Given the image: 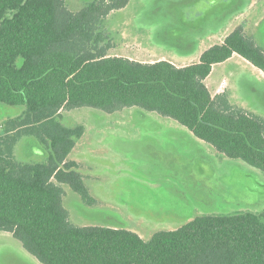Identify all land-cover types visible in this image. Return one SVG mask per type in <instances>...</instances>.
<instances>
[{"label": "trees", "instance_id": "1", "mask_svg": "<svg viewBox=\"0 0 264 264\" xmlns=\"http://www.w3.org/2000/svg\"><path fill=\"white\" fill-rule=\"evenodd\" d=\"M128 1L92 0L73 11L66 0H0V103L23 106L0 124V230L41 264H264V213L195 216L149 240L70 222L61 184L92 201L67 158L84 128L60 121L76 107L157 112L227 158L264 171V118L204 83L233 53L264 72V49L237 26L185 66L114 55L105 19ZM22 137L34 139L44 161L14 156Z\"/></svg>", "mask_w": 264, "mask_h": 264}, {"label": "rangeland", "instance_id": "2", "mask_svg": "<svg viewBox=\"0 0 264 264\" xmlns=\"http://www.w3.org/2000/svg\"><path fill=\"white\" fill-rule=\"evenodd\" d=\"M90 1L66 4L75 11ZM253 1L251 6L258 9L250 20L259 17L255 36L264 41V0H129L109 14L107 24L116 25L117 43L139 40L169 54L189 50L198 38L203 47L218 41L233 22L231 11ZM137 45L129 42L124 48ZM240 62L236 58L215 67L208 82H222L224 66L233 67L241 75L225 78L233 91L231 103L264 118V74L249 65L246 72L240 70L234 65ZM22 109L0 103V124ZM165 120L175 121L138 106L112 112L81 106L62 112V124L84 128L67 158L77 163L92 199L61 184L62 204L73 225L125 228L149 240L155 232L176 229L195 216L264 213V171L227 158L195 136L187 139L180 129L171 131ZM38 150L32 137H22L14 156L24 162L44 161L46 153ZM0 264L41 263L11 233L0 230Z\"/></svg>", "mask_w": 264, "mask_h": 264}, {"label": "crops", "instance_id": "3", "mask_svg": "<svg viewBox=\"0 0 264 264\" xmlns=\"http://www.w3.org/2000/svg\"><path fill=\"white\" fill-rule=\"evenodd\" d=\"M253 4H255L254 1L250 4H248L247 6H246V4L242 3L238 6V8H235L233 11H231L232 13H230V14H234L233 22L230 24V28L227 27L225 29L226 31L224 32L223 36L220 37V39L218 41H216L214 43H209L206 47H203L204 46V45H202L203 43L200 45V38H198L197 39L198 45L194 41L189 50H180L178 52L169 53V54L166 53V51H164V50H157L156 51L153 47H149V46H147V44H144L143 42H141L139 40L134 41L133 39H130L129 41H123L121 43L115 42V36L113 34L115 32L116 25H110L109 26L107 24L109 21L108 17H107L105 19L104 26H105L107 33L112 38V41L114 43L113 48L111 49L110 52H112V54H114V55L126 56V57L133 59V60H136V61L154 62L157 60H167L176 66H185V65L197 62L204 49H206L210 44L221 43L223 41L224 37L227 34H229L230 31H232L237 26H241L246 35L252 36L255 41L257 40L259 42V44H261L264 41L259 40L258 37L255 36V31H254V27H256L259 23V17H256V15H255V18H253V20H250L251 15L256 14L257 9H258L257 6H251ZM250 10H252V11H250ZM251 23H252V27L249 26ZM129 42H133L134 44H138L137 48L132 49V50L125 49L124 46H126V45L128 46ZM258 42H257V44H258ZM121 44H124V45L122 47H120ZM263 46H264V44H263ZM158 48L161 49L160 47H158ZM236 58L240 59V60L242 59V62H240L241 63L240 65L243 64L242 66H240L238 63H234V65H237L236 67H238L240 70H245V72H246L247 69L245 68L246 67L245 65H249V67H251V69H254V70L257 69L256 71H259L261 73V75L264 74L263 71H261L260 69H258L254 65H252L248 60L244 59L243 57H241L240 55H238L236 53H233L230 58H228L227 60H225L223 62L215 63L212 66V69H211V72L209 73V75L204 79V83L209 88L212 95L224 92L227 95L230 102L233 101V99H234L233 98V91L229 88L228 84L225 83V78L228 76V74H230L231 76L234 75L236 77L237 74L241 75V73L239 71H238V73L233 72V70H232L233 67H231V66H229V68H227V66H224V69H226V71L224 73L225 75L222 79V82H220L218 84L216 83V84L211 85L208 82V79L211 78V76L213 75V73L215 71V67H217L219 65H226L230 60L236 59ZM230 68H232V69H230ZM249 72H252V71H249ZM211 86H214V89ZM232 89L235 90L234 87H232ZM234 105H235V103H234ZM163 119H167V118H163ZM165 121H167L166 125H167V127L170 128L171 131H173V130L179 131V129H180L181 133L183 135H185V137L187 139H194L193 138L194 135L192 134V132L189 129H187L185 126L178 123L176 120L175 121L165 120ZM183 128H185L186 130H184Z\"/></svg>", "mask_w": 264, "mask_h": 264}]
</instances>
